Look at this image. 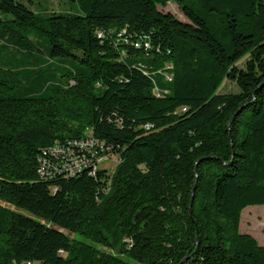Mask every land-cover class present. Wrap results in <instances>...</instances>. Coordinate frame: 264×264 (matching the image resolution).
I'll list each match as a JSON object with an SVG mask.
<instances>
[{
    "label": "trees",
    "instance_id": "16d2710c",
    "mask_svg": "<svg viewBox=\"0 0 264 264\" xmlns=\"http://www.w3.org/2000/svg\"><path fill=\"white\" fill-rule=\"evenodd\" d=\"M68 1L0 0V264H264V0ZM87 129L113 171L43 178Z\"/></svg>",
    "mask_w": 264,
    "mask_h": 264
},
{
    "label": "built area",
    "instance_id": "2783aa9c",
    "mask_svg": "<svg viewBox=\"0 0 264 264\" xmlns=\"http://www.w3.org/2000/svg\"><path fill=\"white\" fill-rule=\"evenodd\" d=\"M142 45L148 48L150 43L148 41L134 42L135 47ZM167 78L172 79L171 76H167ZM154 91L158 96L168 92L167 90L161 91L157 87ZM145 127L150 129L152 126L147 124ZM51 151L56 155V158L51 163H45L44 166H41L39 172L43 178H53L56 173L67 177L83 171L95 174L96 170L108 160L114 159L116 164L120 161L119 157L112 151V147L96 138L90 129H87L83 138L69 139L65 143L56 142L51 147ZM105 167L110 171L114 169L109 164ZM28 264L34 263L28 262Z\"/></svg>",
    "mask_w": 264,
    "mask_h": 264
},
{
    "label": "rangeland",
    "instance_id": "374dc122",
    "mask_svg": "<svg viewBox=\"0 0 264 264\" xmlns=\"http://www.w3.org/2000/svg\"><path fill=\"white\" fill-rule=\"evenodd\" d=\"M25 4L29 5L33 10L38 11L40 9H48L49 11L59 12L66 11L70 7V2L68 0H20ZM159 9L163 12H170L174 14L178 19L188 22L189 20L182 13L181 8L178 6L177 2L170 1L166 6L159 5ZM43 59H49L47 53H41ZM5 57H8V60H5ZM5 57H0V66L4 68H24L25 66H31L32 63H22L18 61L20 54L12 55L6 54ZM51 60V59H49ZM245 59L239 62V66H244ZM30 70V69H29ZM31 71V70H30ZM22 78V86H25V74L21 75ZM22 89V88H20ZM222 92H230V91H239L238 87L235 83L230 80H226L225 83L220 88ZM110 167H115L116 163H114V159H110L107 163L101 165V167L108 165ZM26 214H30L25 212ZM241 232L250 233L254 235L260 244L264 245V205H254L248 206L242 212V221H241Z\"/></svg>",
    "mask_w": 264,
    "mask_h": 264
},
{
    "label": "water",
    "instance_id": "95a60500",
    "mask_svg": "<svg viewBox=\"0 0 264 264\" xmlns=\"http://www.w3.org/2000/svg\"><path fill=\"white\" fill-rule=\"evenodd\" d=\"M196 241H197V248L199 247L200 243H201V237H200V234L199 232L197 233V238H196ZM190 252H188L186 254V256L183 258V260L179 263V264H184L189 258H190Z\"/></svg>",
    "mask_w": 264,
    "mask_h": 264
},
{
    "label": "crops",
    "instance_id": "0c3cea01",
    "mask_svg": "<svg viewBox=\"0 0 264 264\" xmlns=\"http://www.w3.org/2000/svg\"><path fill=\"white\" fill-rule=\"evenodd\" d=\"M241 221H242V218H241ZM241 226H242V225L240 224V229H241ZM249 234H250V233H249ZM253 236H254V235H253ZM257 240H258V239H257Z\"/></svg>",
    "mask_w": 264,
    "mask_h": 264
}]
</instances>
